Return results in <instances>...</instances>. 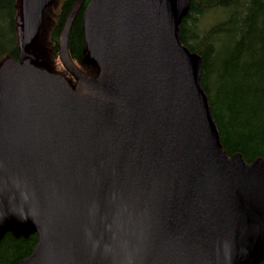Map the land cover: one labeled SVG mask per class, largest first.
Instances as JSON below:
<instances>
[{"label": "water", "instance_id": "obj_1", "mask_svg": "<svg viewBox=\"0 0 264 264\" xmlns=\"http://www.w3.org/2000/svg\"><path fill=\"white\" fill-rule=\"evenodd\" d=\"M51 0H21L18 58L0 63V237L36 232L16 264H256L264 258V156L219 147L182 44L189 0H89L99 72L58 57L80 90L26 58Z\"/></svg>", "mask_w": 264, "mask_h": 264}, {"label": "trees", "instance_id": "obj_2", "mask_svg": "<svg viewBox=\"0 0 264 264\" xmlns=\"http://www.w3.org/2000/svg\"><path fill=\"white\" fill-rule=\"evenodd\" d=\"M54 1L58 9L46 48L50 58L57 60L58 34L74 0ZM87 1L72 19L67 47L70 58L92 75L97 68L83 40L82 13ZM20 12V0H0V62L19 54ZM178 29L181 42L201 56L199 82L220 147L228 154L240 152L246 161L264 155V0H190ZM57 66L64 72L60 63ZM36 241V233L4 232L0 264H15L31 252ZM256 264H264V258Z\"/></svg>", "mask_w": 264, "mask_h": 264}, {"label": "rangeland", "instance_id": "obj_3", "mask_svg": "<svg viewBox=\"0 0 264 264\" xmlns=\"http://www.w3.org/2000/svg\"><path fill=\"white\" fill-rule=\"evenodd\" d=\"M20 3H21V0H20ZM48 6L44 10L42 24H41V30H40L39 35H38L39 36L38 42L35 45H32L30 49H28L30 54H33V50L35 49V47L42 48L44 55H45V52L47 51V48H46L47 35H48V31L50 30L51 26L55 22L54 15L58 9V3L53 1ZM20 26H21V24H20ZM89 62L90 61L88 60L87 64H89ZM58 63H59L58 60L52 61L54 68L61 70V68H59L57 66Z\"/></svg>", "mask_w": 264, "mask_h": 264}, {"label": "bare ground", "instance_id": "obj_4", "mask_svg": "<svg viewBox=\"0 0 264 264\" xmlns=\"http://www.w3.org/2000/svg\"><path fill=\"white\" fill-rule=\"evenodd\" d=\"M218 4V3H217ZM220 4V3H219ZM220 6V5H219ZM222 6V5H221ZM223 7V6H222ZM244 7V6H243ZM226 8V7H225ZM238 9V8H237ZM260 9V8H259ZM235 10V9H234ZM205 11V10H204ZM217 11V10H216ZM259 11V10H258ZM219 13V12H218ZM205 14V13H204ZM197 15V14H196ZM209 15V14H208ZM207 17V16H206ZM260 17V16H259ZM262 19V18H261ZM197 20H199V19H197ZM201 21V20H200ZM196 22V21H195ZM199 22V21H198ZM255 22V21H254ZM258 22V21H257ZM207 24V23H206ZM202 25V24H201ZM205 25V24H204ZM262 25V24H261ZM200 26V25H199ZM210 26V25H209ZM208 26V27H209ZM202 27V26H201ZM207 27V28H208ZM204 28H205V26H204ZM198 29V28H197ZM201 29V28H200ZM203 30V29H202ZM196 31V30H195ZM208 31V30H207ZM200 32V31H199ZM214 32V31H213ZM200 34V33H199ZM205 34V33H204Z\"/></svg>", "mask_w": 264, "mask_h": 264}]
</instances>
